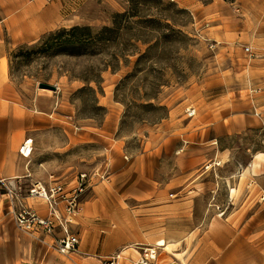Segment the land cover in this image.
Listing matches in <instances>:
<instances>
[{"label": "rangeland", "instance_id": "1", "mask_svg": "<svg viewBox=\"0 0 264 264\" xmlns=\"http://www.w3.org/2000/svg\"><path fill=\"white\" fill-rule=\"evenodd\" d=\"M0 32L16 98L50 131L40 157L66 183L98 170L82 208L107 228L144 232L154 185L174 199L177 179L264 174V0H0ZM249 204L264 222V189ZM250 243L264 252V230ZM135 246L175 264L147 243L133 264Z\"/></svg>", "mask_w": 264, "mask_h": 264}, {"label": "crops", "instance_id": "2", "mask_svg": "<svg viewBox=\"0 0 264 264\" xmlns=\"http://www.w3.org/2000/svg\"><path fill=\"white\" fill-rule=\"evenodd\" d=\"M2 40L0 32V177L10 179L12 184L18 179L26 195L36 182L48 184L59 179L51 164L45 163L37 151L50 131L39 127L41 118L20 105L8 81ZM26 139L32 140V151L23 157L18 149ZM75 177L76 174L67 178L69 183ZM131 177L130 170L121 168L114 178L115 184L122 186ZM173 185H180L178 192L182 196L166 198L164 189L156 185L147 191V202L151 203L146 207L144 232L126 222L107 228L108 212L91 208L84 201L80 216L71 227L78 235V243L66 255L49 251L46 242H51L50 238L42 241L30 237L0 208V264H103L113 257L115 264H133L134 256H124L130 246L138 243L153 246L159 239L166 241L165 246L157 245L160 252L175 264L264 263L263 246L250 243L251 232L264 230V222L251 214L249 204L261 200L264 174L257 178L245 177L243 173L233 178L177 179ZM204 194L209 195L208 199L199 201ZM25 201L44 213L42 202L31 198ZM173 219H178L177 226L171 229ZM60 234L56 230L54 235ZM168 247L171 250L167 251Z\"/></svg>", "mask_w": 264, "mask_h": 264}, {"label": "built area", "instance_id": "3", "mask_svg": "<svg viewBox=\"0 0 264 264\" xmlns=\"http://www.w3.org/2000/svg\"><path fill=\"white\" fill-rule=\"evenodd\" d=\"M23 157H28L32 151V140L26 139L18 149ZM98 170L94 173L79 172L72 183L53 181L48 184L34 183L23 194V187L17 179L12 184L10 179L0 177V208L8 215L24 233L32 238L45 241L48 237L51 242L47 243L49 251L61 255L69 254L76 249L78 235L72 231L82 211V198L88 189L93 187L95 177L99 178ZM31 198L42 202L44 213H41L33 205L25 201ZM59 230L60 235H54ZM134 252L139 256L136 264H152L155 259L149 253L147 247ZM117 257V256H116ZM103 264H115V258L105 261Z\"/></svg>", "mask_w": 264, "mask_h": 264}, {"label": "bare ground", "instance_id": "4", "mask_svg": "<svg viewBox=\"0 0 264 264\" xmlns=\"http://www.w3.org/2000/svg\"><path fill=\"white\" fill-rule=\"evenodd\" d=\"M156 245L165 246L166 245V241L164 239H159V241L156 242ZM137 247H138L139 251H143L144 248H145V247H141V246H135L133 248L136 249ZM147 249L149 250V253L152 254V256H155L156 249L154 247H147Z\"/></svg>", "mask_w": 264, "mask_h": 264}, {"label": "water", "instance_id": "5", "mask_svg": "<svg viewBox=\"0 0 264 264\" xmlns=\"http://www.w3.org/2000/svg\"><path fill=\"white\" fill-rule=\"evenodd\" d=\"M38 86H39V88H47V89H51V90H55L56 89L55 86L49 85L47 83H39Z\"/></svg>", "mask_w": 264, "mask_h": 264}]
</instances>
